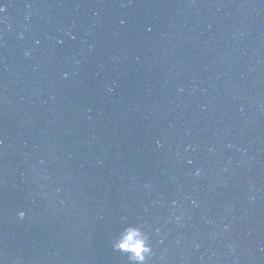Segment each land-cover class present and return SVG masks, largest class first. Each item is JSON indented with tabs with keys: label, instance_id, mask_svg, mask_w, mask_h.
<instances>
[{
	"label": "water",
	"instance_id": "obj_1",
	"mask_svg": "<svg viewBox=\"0 0 264 264\" xmlns=\"http://www.w3.org/2000/svg\"><path fill=\"white\" fill-rule=\"evenodd\" d=\"M0 264H264V0H0Z\"/></svg>",
	"mask_w": 264,
	"mask_h": 264
},
{
	"label": "clouds",
	"instance_id": "obj_2",
	"mask_svg": "<svg viewBox=\"0 0 264 264\" xmlns=\"http://www.w3.org/2000/svg\"><path fill=\"white\" fill-rule=\"evenodd\" d=\"M118 248L132 253L131 259L143 262L146 254L151 251L147 237L143 232L134 227H129L121 241L116 245Z\"/></svg>",
	"mask_w": 264,
	"mask_h": 264
}]
</instances>
